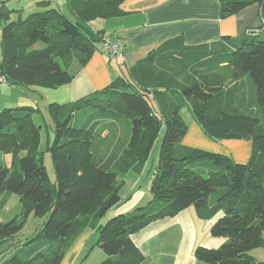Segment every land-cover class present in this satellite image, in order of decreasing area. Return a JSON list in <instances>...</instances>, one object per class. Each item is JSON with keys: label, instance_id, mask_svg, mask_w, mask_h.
Listing matches in <instances>:
<instances>
[{"label": "trees", "instance_id": "16d2710c", "mask_svg": "<svg viewBox=\"0 0 264 264\" xmlns=\"http://www.w3.org/2000/svg\"><path fill=\"white\" fill-rule=\"evenodd\" d=\"M123 2L68 0L75 20L48 3L19 21H8L0 11V78L27 94L69 84L71 64L83 65L105 35L88 24L121 16ZM251 5L264 12V0H232L220 2L221 15ZM262 32L260 26L241 39L207 46L166 43L130 69L118 65L125 67L123 75L102 90L67 103H48L54 136L50 142L47 132L45 152L53 182L40 149L43 127L35 123L43 119L41 110L29 105L0 109V161L9 157L10 162L9 167L0 162V206L12 194L21 205L19 219L0 223V254L6 245L15 246L0 264H59L63 247L86 227L96 231V246L105 256L100 264H143L146 258L131 236L190 207L207 220L220 212L210 235L226 239L218 249L196 248L197 260L262 264L250 254L264 250ZM37 44L43 47L35 48ZM224 83L226 89L221 88ZM185 109L204 135L249 142V162L181 145L187 131L181 118ZM103 121H110V128L119 126L122 139L102 162L93 151L104 143ZM159 135L149 202L110 215L130 200L131 194L119 195L124 175L141 172ZM30 216L45 218L41 230L15 244Z\"/></svg>", "mask_w": 264, "mask_h": 264}, {"label": "crops", "instance_id": "0c3cea01", "mask_svg": "<svg viewBox=\"0 0 264 264\" xmlns=\"http://www.w3.org/2000/svg\"><path fill=\"white\" fill-rule=\"evenodd\" d=\"M229 1L232 0H124L121 16L94 20L88 27L93 32L102 31L112 41L120 40L124 45L126 67L130 69L166 43L175 41L186 47L226 43L230 39H241L247 31L260 27L258 5L222 17L220 2ZM42 3H48L54 9L57 4L69 12L68 0H26V3L20 0H0V11L7 13L8 21H19L41 11ZM1 27L2 23L0 36ZM124 71L125 67L118 66L94 50L83 65L75 61L71 64L70 74L73 77L69 84L33 93L39 97V102L30 97L32 93L27 94L22 89L3 84L0 86V109L23 105L38 107L41 103L46 110L48 103H67L102 90L122 76ZM198 129L195 126L196 132ZM245 154H248L247 150ZM151 176L147 173V165L139 174L131 171L126 177V185L122 187L126 193L122 194V190L119 192L121 199L130 194L131 198L118 209L110 211V215L127 213L142 204L146 205L150 200ZM2 195L0 193V205ZM220 215L219 212L207 220L198 209L190 207L173 218L149 224L131 236V240L146 258L143 264H207L197 260L194 251L196 248L218 249L225 243L226 239L210 235V227ZM80 250L74 255L78 256ZM250 254L252 257L258 254L256 260L260 261L264 250L256 249Z\"/></svg>", "mask_w": 264, "mask_h": 264}, {"label": "rangeland", "instance_id": "374dc122", "mask_svg": "<svg viewBox=\"0 0 264 264\" xmlns=\"http://www.w3.org/2000/svg\"><path fill=\"white\" fill-rule=\"evenodd\" d=\"M22 3H26V0H20ZM58 12L64 14L67 18L71 20H75L72 15L64 8V7H59L57 4L54 6ZM1 37V36H0ZM260 39H264V32L261 33ZM43 47L41 44H37L35 48H41ZM248 86V85H247ZM228 87L227 83H224L221 85V88L226 89ZM60 88V87H59ZM31 96L34 99H36L38 102L40 101L39 97L33 94L31 92ZM34 104V102H32ZM38 108L41 110L43 119H36L35 123L37 125H41L42 128V142H41V152L43 153V162L46 167V171L49 177L50 182H53L54 180V173H53V167L51 164L50 156L45 152V141L47 139V132L49 135V140L50 142L53 139L54 136V126L53 122L50 119L49 115L47 114L45 108L41 103H39ZM191 117V119H190ZM181 118L183 122L186 125L187 131L186 135L181 141V145L184 146H190V147H197L200 149H204L207 151H211L214 153L218 154H229L230 157L238 163H248L250 159V152L251 148L249 146V142L247 141H242V140H215L210 136L204 135L203 132L198 131L196 132L195 126L196 123L193 120V117L191 116L190 112L185 109L181 112ZM44 124H46V128H44ZM99 128L100 130V140H104L100 142V146L96 149L94 146L95 150L93 151V154H99L98 158L100 161H105L107 158H109V152L111 150H114V146L119 144V141L121 142L122 135L121 131L119 129V126H115L114 128H110V121H103L99 123ZM47 130V131H46ZM201 132V133H200ZM204 136L203 138L201 137ZM161 140V135H159L158 139L156 140L154 146L152 147V150L150 152V155L147 160V173L149 175H152L156 164H157V158H158V148H159V143ZM204 140V141H203ZM97 150V153H96ZM247 150L248 154H245V151ZM2 160V159H1ZM3 162L4 166L9 167L10 162H9V157L8 159H5V161H0ZM131 173V170L125 173L124 179H123V186L126 185V177ZM133 175H130L131 177ZM128 183V182H127ZM122 190V188H121ZM126 189L122 190V194H125L126 192L124 191ZM144 206V204H142ZM141 206V207H142ZM20 212H21V205L19 203V197L17 195H10L7 197V200L4 202L2 206H0V223H6L8 221L14 220V219H19L20 217ZM45 221L44 219H35L34 217H31L30 220H28L25 224V227L23 231L17 236V241L18 240H24L27 239L30 236L35 235V233L39 232L42 228V222ZM96 241H97V234L96 231L91 229L90 227H86L80 235L75 237L70 243H68L66 246L63 247L64 251V257L60 261L59 264H100L103 259L105 258L104 254L102 251L96 246ZM10 244L6 245V250L3 251L0 254V261L4 258H7L10 252L13 250L8 249ZM85 247V248H82ZM80 254L77 256L74 253L80 249ZM263 252L261 251V254ZM255 259H258L259 256L258 254L254 255ZM102 259V260H101Z\"/></svg>", "mask_w": 264, "mask_h": 264}, {"label": "built area", "instance_id": "2783aa9c", "mask_svg": "<svg viewBox=\"0 0 264 264\" xmlns=\"http://www.w3.org/2000/svg\"><path fill=\"white\" fill-rule=\"evenodd\" d=\"M260 26H262L264 32V12H260ZM257 34L259 33L257 32ZM95 51L113 60L117 65L122 66L125 64L123 44L120 40L112 41L110 37L105 34L101 37L100 42L95 46ZM4 83L5 79L0 78V86ZM260 262L264 264V256L261 258Z\"/></svg>", "mask_w": 264, "mask_h": 264}]
</instances>
